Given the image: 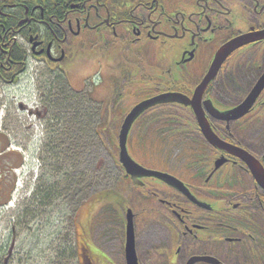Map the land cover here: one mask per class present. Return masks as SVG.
<instances>
[{
	"label": "flooded vegetation",
	"instance_id": "obj_1",
	"mask_svg": "<svg viewBox=\"0 0 264 264\" xmlns=\"http://www.w3.org/2000/svg\"><path fill=\"white\" fill-rule=\"evenodd\" d=\"M263 31L264 0H0V124L4 111L16 102L37 118L52 115L55 108L58 123L61 97H44V75H63L72 90L94 62L102 83L107 80L108 90L111 86L112 98L118 96L114 85L119 88V82L129 77L140 94L138 103L170 93L191 100L216 52L233 39L248 36V42L222 61L199 107L218 139L257 161L245 162L214 148L193 108L160 101L141 112L133 126L140 122L142 142L147 128L161 122L168 133L186 134L192 144L191 167L185 174L155 171L177 178L190 195L164 176H145L138 186L123 175L145 195L140 213L147 214L142 222L146 218L143 225L150 229L151 240L137 235L142 231L135 226L140 213L130 207L137 264H264V180L258 179L264 176V88L239 119L222 120L205 105L210 102L224 113L249 95L264 75V37H258ZM120 46L135 50L136 61L121 58ZM104 50L110 53L103 54ZM115 54L120 59L114 60ZM221 156L227 162L215 165ZM38 187L35 184L34 190ZM114 193L103 197L111 201ZM10 195L2 190L0 208ZM127 209L113 210L119 222L120 264H128ZM101 213L103 217V204ZM15 229L11 225L0 247V264L14 260ZM90 254L95 257L87 258L88 264H110L104 252L103 259Z\"/></svg>",
	"mask_w": 264,
	"mask_h": 264
},
{
	"label": "rangeland",
	"instance_id": "obj_2",
	"mask_svg": "<svg viewBox=\"0 0 264 264\" xmlns=\"http://www.w3.org/2000/svg\"><path fill=\"white\" fill-rule=\"evenodd\" d=\"M117 50L121 58L136 61L135 50L122 46ZM141 52L145 55L146 50ZM118 54L111 58L120 59ZM96 68L94 62L93 67L84 70L80 82L72 87L73 92L63 75H44V97H61L58 123L55 108L52 115L39 118L17 106L4 111L0 197L2 190L9 194L11 188L12 192L8 204L0 210V247L8 239L11 225H15V257L11 264H88L87 258L93 261L95 257L90 253L103 259L102 252L108 255H104L107 263L120 264L119 222L113 210L119 212L126 205L139 213L144 210V189L131 185L116 163L121 121L138 103L140 94L134 78L127 77L119 82V88L113 84L118 96L112 98L111 86L108 90L107 80L102 83ZM35 124L41 130L40 138L33 136L37 133ZM164 130L163 122L150 125L142 142L140 122L135 124L130 130L128 151L136 162L148 168L185 174L186 167L192 164L191 141L186 134ZM9 142L20 149L23 159L18 173L2 169ZM37 183L39 189L35 191ZM37 192L40 196L53 194L49 207L31 206ZM111 192L114 199L108 201L110 197L107 200L103 196ZM102 204L103 217L98 214ZM145 215L138 214L135 226L142 231L137 235L151 240L150 229L143 225L146 218L142 222Z\"/></svg>",
	"mask_w": 264,
	"mask_h": 264
},
{
	"label": "water",
	"instance_id": "obj_3",
	"mask_svg": "<svg viewBox=\"0 0 264 264\" xmlns=\"http://www.w3.org/2000/svg\"><path fill=\"white\" fill-rule=\"evenodd\" d=\"M261 35V37H264V31L258 35V37ZM255 39V38H253ZM250 39L249 41L253 40ZM248 40V36H242L240 38L233 39L228 44L221 47L216 52V55L211 62V67L208 70V72L205 74L204 78L202 79V82L198 85V87L195 89L192 99H187L182 94L178 93H170V94H164L160 96H155L149 98V100H144L136 105H134L128 112V114L124 117L122 120V124L119 128V134H118V161L119 164H121L124 173L128 175L133 183L138 186H142L143 184V178L145 176L150 177H160L163 178L166 177L170 180L171 185H175L179 189H182L184 193H188L185 185L181 183L177 178L171 176L168 173H160L158 171H155V169H148L144 167L142 164H138L132 157V155L128 151V139L130 135V130L133 126V124L136 122L135 120L139 117V114L143 112L146 108L149 106L155 105L157 103H160V101H169V102H176L179 104H183L186 106H189L190 108H193L194 113L196 115V118H198V125L199 128L202 130L203 135L205 139L209 141V143L215 148L222 149L225 152H229V154L239 157L243 159L245 162L248 161H257L255 158L251 156V154L246 151H244L241 148L232 146L228 144L227 142H223L222 140L218 139L216 134H214L212 128H210L207 119L204 117V114L201 110V107H199V102L202 99V93L206 89L207 84L212 81V79L216 76L215 74L219 70V68L222 65V61L232 52L233 49L245 44ZM264 88V75L259 79L255 87L252 89V91L249 93V95L245 98V100L235 106V108L227 109L224 113L217 111L215 108H213L208 103L206 107H211V114L217 115L222 120L230 121L235 120L243 117L250 108L252 107V104L256 101V98L258 97L259 93ZM227 160L221 156L219 158H216L215 165L218 164H224ZM260 181L261 179L264 180L263 177L258 178ZM190 195V193H188ZM126 218V231H125V250H126V260L128 264H137L136 260V249H134L135 246V239H134V228H133V213L131 209H127L125 213Z\"/></svg>",
	"mask_w": 264,
	"mask_h": 264
},
{
	"label": "crops",
	"instance_id": "obj_4",
	"mask_svg": "<svg viewBox=\"0 0 264 264\" xmlns=\"http://www.w3.org/2000/svg\"><path fill=\"white\" fill-rule=\"evenodd\" d=\"M5 154H6V157H5L4 163L2 164V169H6V170L10 171L11 170L10 168H13L15 166H19L21 164L22 159L20 158L19 152L14 151V150L12 151L11 149L8 150L6 147ZM6 195H8V194H6Z\"/></svg>",
	"mask_w": 264,
	"mask_h": 264
},
{
	"label": "trees",
	"instance_id": "obj_5",
	"mask_svg": "<svg viewBox=\"0 0 264 264\" xmlns=\"http://www.w3.org/2000/svg\"><path fill=\"white\" fill-rule=\"evenodd\" d=\"M79 95V94H78ZM64 129V128H63ZM63 129H62V131H63ZM58 133V132H57ZM67 135V137H69V135L68 134H66ZM56 149H58V148H56ZM118 164V163H117ZM47 194H51V193H47ZM47 194H42V196H40V197H38V198H36V199H34L35 201H33V204H31V206H34V205H36V209H37V206H39V207H45V208H47V207H49L50 206V203H51V201L53 200V198H50L49 199V196H47ZM54 197V196H53ZM35 207V206H34ZM34 212V211H33ZM30 215H31V212H30Z\"/></svg>",
	"mask_w": 264,
	"mask_h": 264
}]
</instances>
